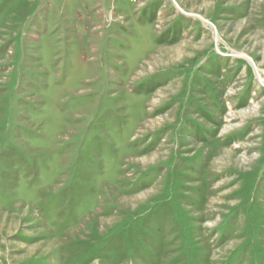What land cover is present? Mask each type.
<instances>
[{"label": "rangeland", "instance_id": "374dc122", "mask_svg": "<svg viewBox=\"0 0 264 264\" xmlns=\"http://www.w3.org/2000/svg\"><path fill=\"white\" fill-rule=\"evenodd\" d=\"M0 264H264V0H0Z\"/></svg>", "mask_w": 264, "mask_h": 264}, {"label": "bare ground", "instance_id": "6f19581e", "mask_svg": "<svg viewBox=\"0 0 264 264\" xmlns=\"http://www.w3.org/2000/svg\"><path fill=\"white\" fill-rule=\"evenodd\" d=\"M215 39H217V35L215 34Z\"/></svg>", "mask_w": 264, "mask_h": 264}]
</instances>
